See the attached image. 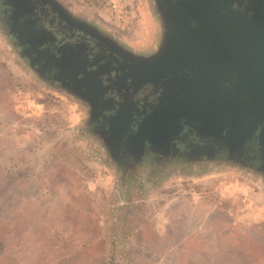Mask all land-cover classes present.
Listing matches in <instances>:
<instances>
[{
    "label": "rangeland",
    "instance_id": "obj_1",
    "mask_svg": "<svg viewBox=\"0 0 264 264\" xmlns=\"http://www.w3.org/2000/svg\"><path fill=\"white\" fill-rule=\"evenodd\" d=\"M62 1L129 47L157 46L151 0ZM89 115L85 101L39 75L0 22V167L9 166L0 168L1 258L264 264L260 170L220 158L156 163L123 180Z\"/></svg>",
    "mask_w": 264,
    "mask_h": 264
},
{
    "label": "water",
    "instance_id": "obj_2",
    "mask_svg": "<svg viewBox=\"0 0 264 264\" xmlns=\"http://www.w3.org/2000/svg\"><path fill=\"white\" fill-rule=\"evenodd\" d=\"M56 1L75 22L120 47L110 44L112 65L89 86L95 95L68 91L56 80L89 110V98H106L128 109L138 106L140 97V105L148 109L145 131L153 127L158 136L193 118L201 129L220 132L232 144L264 119V16L248 18L244 0H187L165 17L155 13L157 46L147 52L125 45ZM64 65L75 67L70 59Z\"/></svg>",
    "mask_w": 264,
    "mask_h": 264
},
{
    "label": "flooded vegetation",
    "instance_id": "obj_3",
    "mask_svg": "<svg viewBox=\"0 0 264 264\" xmlns=\"http://www.w3.org/2000/svg\"><path fill=\"white\" fill-rule=\"evenodd\" d=\"M182 2L186 4L187 0H151L159 19ZM242 3L248 18L264 16V0ZM0 22L12 44L20 48L43 78L58 80L68 91L82 92L87 97L96 94L89 86L111 67L113 43L95 29L75 22L56 0H0ZM69 59L75 67L66 68L64 64ZM89 99L88 129L102 142L123 180L133 174L144 175L147 166L155 167L156 163L163 170L185 161L220 158L243 160L264 176V119L249 134L242 133L245 139L233 144L224 141L220 132L201 129L193 118L156 136L153 127L145 131L142 125L148 109L140 105V97L136 99L138 106L128 109L123 103H110L106 98L95 102Z\"/></svg>",
    "mask_w": 264,
    "mask_h": 264
},
{
    "label": "trees",
    "instance_id": "obj_4",
    "mask_svg": "<svg viewBox=\"0 0 264 264\" xmlns=\"http://www.w3.org/2000/svg\"><path fill=\"white\" fill-rule=\"evenodd\" d=\"M5 167H6V168H5ZM0 168H1V169H4V171H5L6 173L9 172V169H7V168H9L8 165H6V166L2 165ZM1 169H0V170H1ZM4 171H3V172H4ZM0 213H2V211H0ZM0 215H1V214H0ZM0 219H2V218L0 217ZM0 243H1V240H0ZM116 258H117V256H114V258L112 259V263H113V264H119V263H120L121 259L119 258L118 260H116ZM129 258H130V257H128V256H125V257H124V259H126V262L129 261ZM92 261H93L94 264H108V263H110V262H107L105 258H104V260H102V257H101V258H98V257H93V256H92ZM14 262H15L16 264H24L21 260H18V259H16V258H10V257H4V258H1V256H0V264H11V263H14ZM112 263H111V264H112Z\"/></svg>",
    "mask_w": 264,
    "mask_h": 264
}]
</instances>
